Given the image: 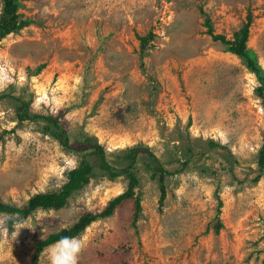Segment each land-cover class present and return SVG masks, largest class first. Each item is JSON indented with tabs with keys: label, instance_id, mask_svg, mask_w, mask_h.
<instances>
[{
	"label": "rangeland",
	"instance_id": "1",
	"mask_svg": "<svg viewBox=\"0 0 264 264\" xmlns=\"http://www.w3.org/2000/svg\"><path fill=\"white\" fill-rule=\"evenodd\" d=\"M200 8L226 38L250 13L247 46L264 70V0L21 1L19 17L30 23L0 39V93L9 95L0 99V201L24 205L58 189L80 157L41 131L44 120L19 122L17 97L31 113L57 117L72 146L92 135L117 165V154L142 144L175 171L160 203L141 150L136 224L126 199L78 237L45 247L38 264H264L259 82L207 33ZM149 32L141 55L137 36ZM126 187L124 176L98 173L58 210L11 226L0 214V264H31L39 240L100 212Z\"/></svg>",
	"mask_w": 264,
	"mask_h": 264
},
{
	"label": "trees",
	"instance_id": "2",
	"mask_svg": "<svg viewBox=\"0 0 264 264\" xmlns=\"http://www.w3.org/2000/svg\"><path fill=\"white\" fill-rule=\"evenodd\" d=\"M22 0H2V11L0 13V39L11 32H17L24 26L30 23L27 18H20L17 12ZM200 12L204 15V25L207 28V33L213 40L220 41L224 45V49L232 54H235L243 60L245 67L249 72L253 73L259 82V85L254 89L255 95L261 99L264 108V70L257 61L255 52L247 46L248 29L251 22V14H247V20L241 27L232 34V38H226L224 34H217L213 32L212 22L201 8ZM152 33L140 36L137 38L140 43V54L143 55L148 41ZM44 67V64H39L32 70L33 73H39ZM30 70V68H28ZM9 96L6 93H0V99ZM14 97V96H10ZM16 98V97H15ZM20 106L17 109V119L19 122L24 120H44L41 131L58 141V143L67 152H74L80 154L78 164L66 172V180L56 190L45 192H37L33 194L24 205H16L0 201V214L9 215L8 225L11 226L15 219H21L33 212L42 209L58 210L67 205L69 198L79 193L85 185L90 182V179L102 175L110 180H114L120 176H124L127 180L126 189L111 198L107 205L100 212H84L71 225H68L60 230L49 233L45 238L39 240L36 244V255L32 259L31 264H38L37 257L45 249V247L56 242H68L73 238L78 237L87 226L93 221L101 218L110 217L115 208L124 200L133 198L134 200V214L132 224H136L141 214V196L136 194L135 188L139 185V180L134 172V168L139 159V152L143 150L148 153L145 159L144 166L149 170L152 179L157 180L160 188L159 202L162 203L165 197V181L166 176L175 173V171L168 170L164 167L163 162L159 160L155 154L149 150L148 147L142 144L127 148L123 153L117 154L113 164L107 158V152L101 144H99L92 135H85L82 140V147L72 146L70 143L69 134L61 125L58 118L52 115H43L39 113H31L29 111V102L23 101L19 97ZM211 147L218 144L214 141H208ZM194 153H190L183 162L185 166L191 161ZM257 165L261 171L264 169V136L263 143L257 152ZM221 202H218V208ZM222 226L220 221L217 222L215 230L218 231Z\"/></svg>",
	"mask_w": 264,
	"mask_h": 264
}]
</instances>
